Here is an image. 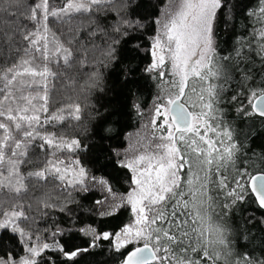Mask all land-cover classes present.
Returning <instances> with one entry per match:
<instances>
[{
  "label": "snow or ice",
  "instance_id": "snow-or-ice-1",
  "mask_svg": "<svg viewBox=\"0 0 264 264\" xmlns=\"http://www.w3.org/2000/svg\"><path fill=\"white\" fill-rule=\"evenodd\" d=\"M101 256L264 264V0H0V264Z\"/></svg>",
  "mask_w": 264,
  "mask_h": 264
},
{
  "label": "trees",
  "instance_id": "trees-1",
  "mask_svg": "<svg viewBox=\"0 0 264 264\" xmlns=\"http://www.w3.org/2000/svg\"><path fill=\"white\" fill-rule=\"evenodd\" d=\"M77 87L75 84H68L64 88V93L66 97H75V92L74 89ZM147 96V93H146ZM67 102L71 103L72 101L69 99ZM146 103H149L147 100L145 101ZM152 105L149 103V109H151ZM146 121L140 119V118H133L131 121L126 122V127L123 128L121 131L122 133H126V139L131 147L132 144L136 143L137 141L141 140L143 129H144V124ZM122 140L118 139L117 141L113 143H121ZM94 158V157H92ZM126 187V186H125ZM120 191H123V188L119 189ZM100 261V264H103V261L105 260V257L101 256L97 258Z\"/></svg>",
  "mask_w": 264,
  "mask_h": 264
},
{
  "label": "rangeland",
  "instance_id": "rangeland-1",
  "mask_svg": "<svg viewBox=\"0 0 264 264\" xmlns=\"http://www.w3.org/2000/svg\"><path fill=\"white\" fill-rule=\"evenodd\" d=\"M146 134H147V129L144 128V129H143V133H142V137H141L140 142H143V140H144Z\"/></svg>",
  "mask_w": 264,
  "mask_h": 264
}]
</instances>
